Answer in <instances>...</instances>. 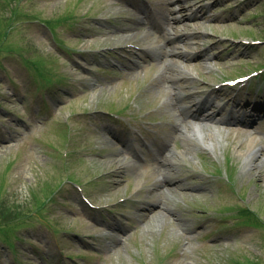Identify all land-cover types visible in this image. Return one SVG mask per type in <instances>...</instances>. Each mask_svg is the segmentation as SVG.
Here are the masks:
<instances>
[{"label": "rangeland", "instance_id": "374dc122", "mask_svg": "<svg viewBox=\"0 0 264 264\" xmlns=\"http://www.w3.org/2000/svg\"><path fill=\"white\" fill-rule=\"evenodd\" d=\"M261 67L264 0H0V264H264Z\"/></svg>", "mask_w": 264, "mask_h": 264}, {"label": "bare ground", "instance_id": "6f19581e", "mask_svg": "<svg viewBox=\"0 0 264 264\" xmlns=\"http://www.w3.org/2000/svg\"><path fill=\"white\" fill-rule=\"evenodd\" d=\"M138 12L136 13V12H134V14H132L133 16H134V18L137 20V22L138 23H146V25H148L149 24V19H146V17H138L139 16V14L140 15H143V14H141L142 12H140L139 10H137ZM153 29H154V27H152ZM148 32L150 33V29L148 30ZM173 50H168L167 51V53H173L172 52ZM170 70H172L173 71V69L172 68H170ZM169 69H168V72L167 73H169V71H170ZM175 73V74H174ZM173 74H172V72H170L169 74H162V81H165V82H167L169 85H168V87H169V89H168V93L170 94V90L172 89V92H173V95H172V99L171 100H173L175 103H172V105H171V107L174 109V110H177V112L179 113V115H182V116H184V117H186L187 116V114H186V112H185V109H183L182 107H178L177 106V104H179L180 102H179V100L181 101V100H183V97L181 96V94L179 93V92H177L175 89H173V88H171V87H173L174 86V83L175 82H177V81H180L181 79H183V77H182V75H180V74H177L176 72H174ZM198 105H199V103H198ZM195 106V109L196 110H198L199 109V107L195 104L194 105ZM210 121V119H209V117H207L206 118V120H205V122L207 123V122H209ZM202 126H203V124H202ZM202 126H200L199 124H197V126H193V127H190L189 128V132L188 133H186V132H182V131H178V133L179 134H181L182 136H183V139H184V141L185 142H188V143H192L193 141L192 140H196V139H198V136L199 135H201V127ZM198 128L199 130H196V129H194V128ZM205 128V127H204ZM199 141L201 142V144L203 145V146H211L210 144H211V140H210V137H209V140L208 141H206V140H204V139H199ZM196 146H198V145H196ZM125 153V150H123V152H120V154H124ZM172 159V158H171ZM170 158H167V162L169 163V166H172L173 164H176V160H171ZM135 160H136V158L133 156L132 158H131V162L130 161H128V164H129V162H130V164H135L134 162H135ZM119 162H123L124 160L123 159H119L118 160ZM164 172V171H163ZM165 173V175L166 176H168L169 174H166V172H164ZM168 181V180H167Z\"/></svg>", "mask_w": 264, "mask_h": 264}, {"label": "trees", "instance_id": "16d2710c", "mask_svg": "<svg viewBox=\"0 0 264 264\" xmlns=\"http://www.w3.org/2000/svg\"><path fill=\"white\" fill-rule=\"evenodd\" d=\"M12 208L13 209L10 210L11 213L9 212L8 214H11L13 216H19L21 214V210H20V208L17 205H14ZM1 214L3 215L2 211H1ZM11 215L8 216V218L11 217Z\"/></svg>", "mask_w": 264, "mask_h": 264}]
</instances>
